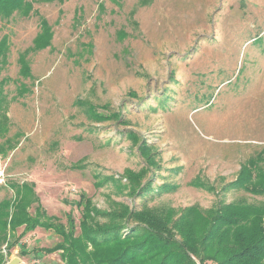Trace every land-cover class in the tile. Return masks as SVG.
Instances as JSON below:
<instances>
[{"label":"rangeland","instance_id":"374dc122","mask_svg":"<svg viewBox=\"0 0 264 264\" xmlns=\"http://www.w3.org/2000/svg\"><path fill=\"white\" fill-rule=\"evenodd\" d=\"M32 1L28 16L0 19V39L10 38L0 77H19V54L42 20L53 31L49 46L28 54L31 76L21 81L28 91L17 95L14 81L4 88L9 131L0 142H11L0 153V201L14 196L11 182L32 183L38 201L30 212L36 215L39 203L66 230L73 217L76 235L81 197L108 213L117 205L137 213L169 205L177 209L173 229L181 241L186 207L208 209L219 197L264 201L247 184L236 188L243 166L252 164L254 182L264 172V0ZM89 106L104 120L95 121ZM141 140L157 169L151 190L136 198L126 172L143 168ZM198 175L214 191L190 185ZM165 182L178 186L159 189ZM63 239L36 227L7 263L65 264L63 246L56 247Z\"/></svg>","mask_w":264,"mask_h":264},{"label":"trees","instance_id":"16d2710c","mask_svg":"<svg viewBox=\"0 0 264 264\" xmlns=\"http://www.w3.org/2000/svg\"><path fill=\"white\" fill-rule=\"evenodd\" d=\"M31 11L32 0H0L1 20H9L15 12L28 16ZM52 32L47 21L42 20L33 44L19 54V77H0V136L9 131L5 105L7 94L4 88L14 81L18 84L17 95L22 96L28 91L27 84L21 83L22 79L31 76L28 54L49 46ZM9 51L10 38L6 34L0 39V72L8 64ZM85 103L81 101L79 104ZM89 109L94 114L95 118L91 116L95 121L104 120L95 107L89 106ZM118 115L119 112H113L111 118L120 120ZM128 136L135 138L136 134L129 133ZM6 142H11L10 137L0 142V153H5ZM151 148L146 141L141 140L139 151L143 157V168L138 173L134 170L126 172L133 190H137L133 193L136 198L152 188V176L157 165L151 156ZM256 160L253 158L250 163L253 162L256 166ZM251 166L252 164H248L242 167L241 183L236 188L247 184L250 191L264 195V172L259 171L258 180L254 182ZM143 177L146 178L142 182ZM190 185L214 191V187L204 182L199 175ZM167 186L168 183L165 182L158 187L165 191L176 188L178 184ZM10 187L14 196L0 201V264L7 263V255L15 245H19L25 232L39 226L53 228L63 235L64 243L56 247L63 246L65 264H196L190 252L199 256L202 264L205 260H212L215 264H264V201L250 203L236 200L226 203L225 199L219 197L208 209H202L198 205L186 207L181 213V219L179 218L181 231L176 230L181 234V241L175 238L173 229L174 225L177 228V223L172 220L177 209L169 205L144 207L141 213L136 210L128 211L127 207L117 205L116 211L108 213L99 211L89 199L83 202L84 198L81 197L78 202L82 206L80 233L76 235L77 225L73 217L69 216L66 230V226L54 222V217L47 216L39 203L35 206L37 214L30 212V207L38 201L34 184L11 182ZM107 214L114 217L108 218ZM101 215L106 216L107 221H100ZM134 221L138 224H132ZM19 227L24 229L17 235ZM4 245L6 253L3 252ZM53 248L44 250L51 251ZM40 251L43 249L40 248ZM20 252L27 253L22 249Z\"/></svg>","mask_w":264,"mask_h":264},{"label":"water","instance_id":"95a60500","mask_svg":"<svg viewBox=\"0 0 264 264\" xmlns=\"http://www.w3.org/2000/svg\"><path fill=\"white\" fill-rule=\"evenodd\" d=\"M20 259L19 258H13L11 261H9L7 264H16L17 262H19Z\"/></svg>","mask_w":264,"mask_h":264}]
</instances>
